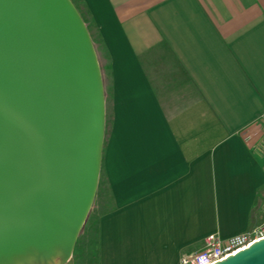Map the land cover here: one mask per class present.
<instances>
[{"label": "crops", "instance_id": "obj_1", "mask_svg": "<svg viewBox=\"0 0 264 264\" xmlns=\"http://www.w3.org/2000/svg\"><path fill=\"white\" fill-rule=\"evenodd\" d=\"M72 1L110 71L97 264H179L260 223L264 0Z\"/></svg>", "mask_w": 264, "mask_h": 264}, {"label": "water", "instance_id": "obj_2", "mask_svg": "<svg viewBox=\"0 0 264 264\" xmlns=\"http://www.w3.org/2000/svg\"><path fill=\"white\" fill-rule=\"evenodd\" d=\"M102 70L72 0H0V264H74L100 174ZM212 264H264V236Z\"/></svg>", "mask_w": 264, "mask_h": 264}, {"label": "rangeland", "instance_id": "obj_3", "mask_svg": "<svg viewBox=\"0 0 264 264\" xmlns=\"http://www.w3.org/2000/svg\"><path fill=\"white\" fill-rule=\"evenodd\" d=\"M84 13L83 6H80ZM86 16V13H84ZM87 17V16H86ZM90 25V34L92 36L94 45L96 47V51L98 54L102 75H103V81H104V90H105V106L107 107V115H106V122L105 127L108 130L110 122V112H109V105H110V91H109V85H110V75H109V63L106 55L104 54L102 50V46L99 42V38L97 35V31L93 27V25ZM111 207V196L110 192L107 186V182L100 172L99 179H98V185L95 192V196L93 199V202L91 204L90 210L88 212V215L86 217V220L77 236L72 257L74 260V264H97V220L99 218V215L109 209Z\"/></svg>", "mask_w": 264, "mask_h": 264}, {"label": "built area", "instance_id": "obj_4", "mask_svg": "<svg viewBox=\"0 0 264 264\" xmlns=\"http://www.w3.org/2000/svg\"><path fill=\"white\" fill-rule=\"evenodd\" d=\"M263 236L264 218L253 227L226 238H222L216 233L211 232L204 237V243L200 249L182 254L179 258V264H212L248 246L250 243Z\"/></svg>", "mask_w": 264, "mask_h": 264}]
</instances>
